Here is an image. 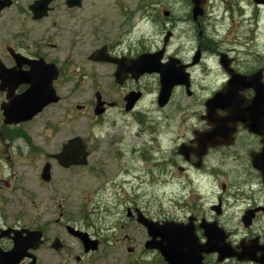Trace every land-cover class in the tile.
Returning <instances> with one entry per match:
<instances>
[{
    "label": "clouds",
    "instance_id": "9594fccd",
    "mask_svg": "<svg viewBox=\"0 0 264 264\" xmlns=\"http://www.w3.org/2000/svg\"><path fill=\"white\" fill-rule=\"evenodd\" d=\"M194 5L197 8V0H150L147 11L137 12L130 26L107 49L109 57L128 62L138 60L145 52L160 53L161 65L176 61V68L182 69L189 82L191 100L185 104V93L174 87L172 100L162 107L159 75L143 74L120 89L124 96L141 97L130 100V110L125 111L118 101L107 107L101 102L102 114L91 123V138L104 141L117 129H122V135L114 145L120 154L119 165L102 185L88 193L87 219L69 221L90 240L106 238L110 246L114 245L112 238L118 237L120 226L128 223V210L135 209L161 226L165 221L186 226L190 216L208 223L216 221V227L226 235L239 233L231 241L239 243L248 235L241 224L245 212L264 206V178L252 168L243 149L223 154L209 150L200 158L199 167L191 155L199 150V137L214 128L200 119L208 113L206 104L229 87L230 77L220 56H224L230 71L244 76L264 68V2L199 0L203 18L197 15L195 20ZM165 10L169 18L161 21L158 13L162 16ZM165 35L169 37L166 43ZM205 40L213 46L204 47ZM19 51L29 55L23 48ZM257 83L264 85V71H258ZM239 94L250 99L245 90ZM216 114L224 115L219 109ZM4 145L7 154L0 156V183L11 185L18 175L17 156H27L31 147L22 138H5ZM181 146L189 149L188 160ZM255 151L259 154L261 149L256 147ZM217 203L222 211L219 217L212 211ZM259 224H264V217ZM5 227L0 219V229ZM251 230L261 235L264 243V228L254 224ZM157 256L156 251L145 250L134 264H155Z\"/></svg>",
    "mask_w": 264,
    "mask_h": 264
},
{
    "label": "flooded vegetation",
    "instance_id": "af4514ba",
    "mask_svg": "<svg viewBox=\"0 0 264 264\" xmlns=\"http://www.w3.org/2000/svg\"><path fill=\"white\" fill-rule=\"evenodd\" d=\"M35 1L0 0V156L7 154V147L4 145L5 138L10 140L22 138L31 147V151L27 156L23 154L17 156L16 169L18 175L15 176L12 184L9 185L7 181L0 183V219H3L6 224L5 228L0 229V264H94L91 256L101 247L108 246L110 248L111 246L102 238L98 239L99 248L97 251H85L83 242L75 234V231L79 230L74 228L69 221L80 218L86 219L87 216L82 209L77 217L70 218L68 216L64 203V182L68 175L74 174L79 180L78 183H81L85 180V174L87 179H93L95 172L102 178L107 179L112 170L119 165L120 154L114 145L121 137L122 129H117L114 135L107 138L111 142V146H105L102 158L97 155L105 142H100L99 146L95 144L92 146L90 140L83 137L86 147L85 149L81 147L79 151L86 152V163L64 167L54 156L60 153L63 147L61 146L53 151L47 147L39 150L35 143V132L31 126L34 119L18 123L6 122L3 106L9 102L11 97L24 93L29 87L27 84L15 85L10 77L14 70H52L51 67L45 65L31 67L28 61H40L46 64L54 62L57 65V70H60V76L64 75L67 70H77V68L79 70H98L97 65L111 68L112 74L115 76L118 69L117 63L91 60L89 58L90 54L95 49L85 55L83 47L87 39L92 36L95 41L101 42V45L96 49L104 47L105 53H107V49L113 46L119 35L126 27L130 26L132 17L137 12L144 13L147 11L150 0H139L134 3L130 0L118 1L110 4L111 8H104L105 4L86 3L84 0L79 4L69 3L68 0H50L44 12H35L33 9ZM87 6L91 8L87 9ZM194 7L193 19L195 20L197 15L203 18L201 9L200 13L195 15ZM106 11L109 13L108 17L105 15L107 14ZM38 15L40 17H37ZM168 18L169 14L166 10L162 16L158 13L159 20L163 21ZM21 25L26 28L21 27ZM109 25H112L110 32H108ZM165 38L164 42L166 43ZM203 46L212 47V42L205 40ZM21 48L28 51L29 55H22L19 51ZM59 52H61V55ZM143 54L147 53L141 55ZM111 58L117 60L114 57ZM194 59L195 56L193 57V65L197 63V61L194 62ZM232 67H235L234 61ZM152 74L158 75L156 73ZM138 77H133L132 73L128 72L122 83H118L114 79V83L110 85V88L94 87V94L89 102L87 104H77L81 105L82 108L78 109L76 105V109L81 112H92L94 119L102 114H96L97 104H101L102 101L104 107L114 105L118 101L125 111L130 110L127 109L128 96L122 95L120 89L130 80L135 81ZM177 87L185 93L184 103L188 104L191 100V93L184 85ZM245 91L250 94V99L254 96L252 88H247ZM97 93H99V97H97ZM140 98L138 96L137 101ZM172 98L173 93L169 102ZM245 99L250 100L246 97ZM53 105L55 104H51L45 109ZM99 109L101 110V106ZM219 111L224 113L223 116H219L224 119L227 112L222 109H219ZM65 116L67 117V112H65ZM137 119L142 122L144 118L137 116ZM200 119L205 125H213L207 115L202 116ZM97 122L101 121L98 120ZM235 126L236 131L232 135L231 143L208 146L209 133L200 136L199 150L191 153L196 158L195 166H200V158L207 155L209 150L217 154H223L226 151L239 148L243 149L246 156L250 158L252 168L264 178V172L256 165L263 148L261 135L252 131L248 122L239 121ZM221 127L229 131L234 127V124L226 120L221 124ZM224 140L221 138L222 142ZM256 147L261 149L259 154L255 151ZM181 148L185 160H188L189 149L184 146H181ZM80 159L83 160L82 154ZM9 162L11 163V159ZM47 163L51 164L52 177L48 182L39 181L38 183L39 187L45 189L46 202L42 207L43 211L37 212V206L35 207V179L37 170L41 179L42 169ZM86 186L91 187L90 183L83 184L80 190L84 198L88 196V192L85 190ZM138 211L129 209L128 223L120 227L125 228L126 226L128 228L134 222L138 223L136 216ZM212 211L216 216H222L220 203L213 205ZM261 217H264V206L253 207L245 212L241 224L248 235L242 237L239 243L231 242L232 237L239 235V233L233 232L226 235L224 231L216 227V221L208 223L203 218L188 217L186 225H190V229L194 231L197 238L195 241L198 245L197 248L204 249L201 253L202 264H264V243H262L261 235L251 230L254 224L264 228V224H259ZM17 222H20L19 227H16ZM138 225L146 232L145 241L140 243L143 244V251H145V244L149 237L146 228L139 223ZM36 232L41 233L42 242L40 245L25 249L20 254L16 252V242L20 240L26 246L32 233H34L33 242L37 244L40 238L35 236ZM56 239H58V242L56 247H53V242ZM115 240V246L124 245L127 246V250L129 248L135 250V247L129 246V241L134 240L129 236L115 238ZM157 253L158 264H168L160 253ZM89 254L91 255L89 256ZM82 256L83 260L81 259Z\"/></svg>",
    "mask_w": 264,
    "mask_h": 264
},
{
    "label": "water",
    "instance_id": "95a60500",
    "mask_svg": "<svg viewBox=\"0 0 264 264\" xmlns=\"http://www.w3.org/2000/svg\"><path fill=\"white\" fill-rule=\"evenodd\" d=\"M50 0H36L33 6L35 12L45 11ZM69 3L79 4L81 0H68ZM264 2V0H258ZM197 8L194 7L195 15L200 13L199 0H197ZM41 15V14H40ZM38 15L37 17H40ZM166 35L165 40H168ZM199 51L197 52V55ZM160 53L156 55L143 54L141 57L132 62L124 60H115L105 53L104 48L95 50L90 59L95 61H108L118 63V69L115 72L116 82L122 83L127 73H132L133 77H138L144 73H158L160 76V98L163 99L164 106L169 101L173 88L178 85H185L189 89L187 77L183 74L182 69H177L176 61H170L167 65L159 63ZM196 62V57L194 59ZM220 62L226 71L230 74L229 87L227 91L218 92L213 95L207 106V117L215 126L213 131L208 134V146H216L223 143H230V138L236 131V123L239 121L248 122L249 128L261 135L263 148L260 157L256 161L257 167L264 172V85H259L258 71H264V68L257 70L254 74L244 76L238 72L230 71L224 56L221 55ZM32 67H40L45 65L51 67L52 70H16L10 75L15 85L29 84L28 89L15 97H11L10 102L3 106L6 122H21L33 119L43 109L51 103L60 100V96L54 87V81L59 77L60 71L57 70L55 63H41L40 61H29ZM252 88L255 95L250 100H246L240 95L241 90ZM13 91V89H12ZM99 97V93H97ZM130 109V100L137 101L138 95L128 96ZM101 104H97L96 113H102L99 109ZM79 108L81 106H78ZM217 109L227 112L225 118H221L216 114ZM232 122L234 127L229 131L221 127L224 121ZM222 139H225L223 142ZM83 140L76 136L71 138L67 143L63 144V150L55 155L59 163L65 167H70L78 163H86V152L79 151V148H85ZM83 155V160L80 155ZM51 177V165L47 164L43 168L42 178L47 181ZM137 220L143 224L148 231L150 239L146 242V248L149 250H158L168 264H202L201 253L204 249H198L195 243L196 236L194 231L190 229V225H180L176 222L165 221L163 226L159 223L151 222L138 211ZM82 239L86 251L96 250L98 248L97 240H90L85 233L76 232ZM37 238L41 233H36ZM34 233H32L27 245L18 240L16 242V252L22 253L25 249L37 247L39 244L33 242ZM53 246L56 247V241ZM131 251V249H129Z\"/></svg>",
    "mask_w": 264,
    "mask_h": 264
},
{
    "label": "rangeland",
    "instance_id": "374dc122",
    "mask_svg": "<svg viewBox=\"0 0 264 264\" xmlns=\"http://www.w3.org/2000/svg\"><path fill=\"white\" fill-rule=\"evenodd\" d=\"M23 2H28L31 0H21ZM86 3L90 4H105L104 8H111L109 6L115 2H123L126 0H84ZM131 2H137L139 0H130ZM91 8V7H86ZM104 13V12H103ZM105 14L107 17L109 13L106 11ZM113 25V24H112ZM112 25L108 26V32L112 29ZM23 25H21L22 27ZM28 26V24H27ZM23 28H26L23 26ZM86 39V38H85ZM101 42L95 41L94 38L89 37L85 43L84 54L88 55L90 51L96 49ZM213 46V45H212ZM61 55V52H59ZM264 63V62H262ZM86 67V64H85ZM89 67V66H87ZM98 70H67L64 75L55 82V86L61 100L53 105L50 108L45 109L40 115L34 118V121L31 123L32 128L35 132V143L38 146L39 150L43 148H49L51 151L54 149H59L62 144L68 141V139L81 136L82 138H88L91 142V145L95 144L99 146L102 141H93L90 134L91 123L94 120V114L92 112L88 113L81 112L76 109L77 104H87L92 98L94 87H99L101 89L110 88V85L114 83V76L112 74V69L104 66L97 65ZM76 75V76H74ZM155 75V74H152ZM67 112V117L65 116ZM102 122V121H101ZM133 139H138L134 137ZM105 145L101 146V150L97 155L99 158H102L103 151L105 146H111V142L108 139H105ZM41 164V163H40ZM112 174V172H111ZM110 174V175H111ZM105 178H102L95 172V177L93 179L88 178L85 174V180L81 183H78V178L73 175H68L67 179L64 182L65 187V209L70 218H75L80 214L81 209L85 212V215L88 217L87 209V198H84L81 193V186L87 183H90L91 187L86 186L85 190L89 193L90 190H94L98 185H102ZM41 181L40 177L37 176L35 179L36 182V205L37 212H42V207L46 202L45 189L39 187L38 183ZM87 193V194H88ZM86 217V219H87ZM129 236L134 239L129 241V246L135 247L133 252L127 250V246L112 245L110 248L108 246L101 247L97 252H95L91 258L93 259L94 264H134L136 257H138L141 252H143V244H140L141 241H145L146 232L145 230L134 222L130 227L121 228L118 237L115 238H124V236ZM106 241V238H104ZM70 242V240H69ZM159 258L155 261V264H158ZM75 264V263H74Z\"/></svg>",
    "mask_w": 264,
    "mask_h": 264
}]
</instances>
